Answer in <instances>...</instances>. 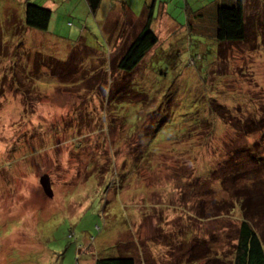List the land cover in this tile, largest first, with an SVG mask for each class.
Instances as JSON below:
<instances>
[{
    "label": "rangeland",
    "instance_id": "1",
    "mask_svg": "<svg viewBox=\"0 0 264 264\" xmlns=\"http://www.w3.org/2000/svg\"><path fill=\"white\" fill-rule=\"evenodd\" d=\"M25 1L0 0V264H84L88 257L115 251L120 238L133 240L129 249L136 252L138 264H231L235 217L228 213L220 217L218 212V219L209 215L199 218L200 200L190 199L184 182L192 171L182 174L176 170L186 162L189 167L195 163V172L201 164L208 167L207 161L215 160L214 148L220 140L202 144L204 132L199 141L179 146L186 150L180 158L173 150L177 145L171 142L173 134L196 126L212 108V100L222 97L219 83H211L218 43L209 25L217 5L230 0H164L162 6L169 16H159L160 5H156L153 27L161 50L153 61L142 63L138 72L146 70L143 76L129 78L149 99L153 95L155 103L164 99L169 103L166 128L160 129L147 147L155 143L173 155L152 157L157 166L153 171L143 162L131 172L137 143L142 140L138 135L129 139L120 128L121 119H113L114 106L121 99L112 91L113 86L116 90L130 83L113 62L125 49L123 44L133 38L134 29L127 28L108 45L102 24L110 20L111 11L115 18L123 13L117 2L130 5L139 17L146 0H103L96 17L80 0H37L35 3L52 10L48 31L23 27ZM249 1L250 15L263 17L264 0ZM79 43L87 51L110 52L111 64L102 68L98 53L92 52L87 59H81L84 53H79L81 61L72 75L59 77L43 71L38 80L28 77L36 66L26 52L64 62ZM224 48L229 51L220 72L228 74L222 80L225 99L239 91H255L264 99V45ZM235 105L229 106L238 117L239 106ZM122 107L119 117L130 130L136 129L138 106ZM145 118L144 126L153 124L151 117ZM230 120L239 123L232 115ZM153 130L149 126L145 133ZM217 131V136L222 134V129ZM222 136L230 138L226 132ZM114 171L116 185L107 177ZM45 174L51 178L53 198L40 184ZM204 174L208 176L209 168ZM209 195L201 204L214 200L215 194ZM184 214L193 222L188 233L181 224L185 216L177 220Z\"/></svg>",
    "mask_w": 264,
    "mask_h": 264
},
{
    "label": "trees",
    "instance_id": "2",
    "mask_svg": "<svg viewBox=\"0 0 264 264\" xmlns=\"http://www.w3.org/2000/svg\"><path fill=\"white\" fill-rule=\"evenodd\" d=\"M25 2H27L25 14L21 20L23 27H25V29L48 31L52 20V10L38 5L35 3L37 0L34 2L26 0ZM86 3L89 13L96 17L102 0H86ZM250 5L251 1L249 0H230V3L217 5L215 10H213L211 15L213 19L209 25V29L214 32V37L218 43V58L212 70L211 83L214 81L219 83L218 92L222 97L212 100V108L207 112L206 117L200 119L198 123L196 122V126H188L185 130L173 134L171 140V142H175L177 145L173 150L178 152L176 154L178 158H180V155L182 157V154L186 152L185 149L179 150V146L189 144L193 141H199L201 134L204 132L206 134L203 136L202 144H204V142L207 143L213 140H220L217 147L214 148L215 154L213 155L215 160L213 163L211 160L210 162L207 161L208 167L205 166V163L204 165L201 164L199 166V171L195 172L197 170L195 168V163H193V166H190V168L188 162H186L185 166L180 165L176 170H182V174H186L188 171L193 172V174L189 172L188 178L192 175L193 177L189 179V181L188 178L185 179L184 182L187 181L186 185L190 189L189 194H187L190 199H193L191 198L193 196L194 198L198 197L200 200L199 203H197V212L201 214L198 216L199 218L209 215L211 219H218L215 218L218 212L221 213L220 217L223 216L222 214L225 215L226 213H228L227 216L235 217L237 228L235 227L236 230L233 229L232 233L233 238H236V244L234 246L231 264H264V224H262V222H264V136H262L264 134V99H259V96L254 93L255 91L249 94H243L241 91H239V94L229 93L228 99H225L226 96L224 93L227 91L223 87V79H226L228 74L224 73V76L220 74L223 70L222 64L226 62L229 52H227V49L224 47L247 44L261 47L264 45V43H262L264 42V35L261 37L258 34L259 31L264 33V16L259 17L256 14L255 16L254 14L250 15V12H248V6ZM144 6V12L139 18H136L133 13L129 14V11L125 8L126 6L123 8V13L117 18L114 17L115 13L111 12L112 15L110 20L107 19L102 26L105 31L107 30L105 39L108 45L109 41L115 38L119 39V35L121 37L122 34H125L127 28L132 27L134 29L132 33L133 38H129L130 40L128 39L126 44H123L125 45V49L113 62L114 68L124 74L130 82L126 84V86L120 87V89L117 88L116 90L115 86H113L112 92L118 99H121L114 106L115 111L113 112V116H115V118L113 119H121L123 125H120V128L122 126V129L124 128L126 130V135L129 139L138 135L142 140V142L137 143L138 152L135 153V158L132 160L129 172H131L133 168L136 170L137 166H139V164L141 165L143 162L148 163L147 166L149 170L153 171L157 166L154 165L155 163H153L152 157L160 159V156H165V154L173 155L170 149L166 151L163 147L156 146L155 143H150L148 145L152 148L151 150L147 147V144L153 141L158 131L166 128V123L170 117L166 115L169 112V103L166 102L165 99L161 104L155 103L153 95H151L149 99L144 93V89L138 87L137 84L134 83V79L129 78L132 75L143 76L147 72L146 70H144V74H139L140 72H138L142 63L145 61L144 65H147L149 61H153L157 57L159 50H161L158 33L155 32L153 27L154 22L157 20L155 5L154 3L146 2ZM160 9L162 10V7ZM188 10L189 4L187 3L186 11ZM166 15L169 16L167 10ZM257 17H259L260 20L257 19ZM172 21L177 24L175 20ZM258 21H260V23H258ZM107 25L108 27L106 28ZM129 35L132 36L131 34ZM118 43L119 42L114 44L118 45ZM85 48L86 46L82 43L77 44L70 51L67 61L64 62L52 57H44L40 54L35 55L26 52L29 57H33V63L36 66L34 68L35 71L29 72L28 77L32 81L38 80L43 71H48L59 77L65 76V74L72 75V69L76 64H78L81 59L89 58V54L92 52L101 55L99 58L100 62L103 63L102 68L104 67L106 69V67L111 64L113 58L109 60L110 52L105 54L104 52L102 53V51L98 52V50L87 51ZM152 52L154 53L152 54ZM79 53H84L81 59L78 57ZM94 58L93 56L92 59ZM214 72L217 73L216 77L213 76ZM239 74L241 75L240 71ZM216 78H219L220 82L217 81ZM252 87L254 89L257 88H255L254 85H252ZM235 103L239 106L238 117L232 113L229 106L235 105ZM126 105L138 106V125L136 129L130 130L128 126L125 125V120L119 117V109H124L122 106ZM109 108L110 107H108V109ZM231 115L239 121L238 124L235 125L231 123ZM146 116L154 120L153 124L149 125L154 127L151 134L145 133L148 132L145 131V129L149 128V126H144ZM112 126L113 124H111V127ZM218 129H222V134L219 136H217ZM225 132L230 136L229 139L227 136L226 138L222 136L225 135ZM221 136L223 138H221ZM160 153L163 155H160ZM126 161L128 162L129 160L126 159ZM208 168L209 174L205 176L204 172H206ZM115 175H117V172L114 171V174L111 173L107 176L113 179L111 181L113 185H116V179L114 180ZM196 185L202 187V189H194L199 191V195L193 194L194 190L192 189ZM111 186L109 187L111 188ZM203 188L205 189L204 194ZM211 192L215 194L213 197L215 201H209V204L205 205L201 204L202 200H205V196L210 199L209 194ZM218 196L221 197L220 200L217 199ZM204 211L209 212L205 214ZM183 216H185V214L177 216V220ZM185 217L182 219L181 224L187 228L188 233L190 232L188 229H190L189 227L193 222L192 219L188 222L187 217ZM69 218L72 219L71 216ZM189 218L196 219L191 214H189ZM201 219L199 220L201 221ZM72 220H75V218ZM120 235H123V233ZM122 240L121 238L117 240L115 251L99 253V255H93L91 258L88 257L89 259H86L84 264H90L89 261H92V264L93 261L94 264H138L136 252H133L134 249H129L133 246L131 245L133 240L131 242ZM173 240L174 239H172L171 243L174 244ZM204 250L207 251V248H204Z\"/></svg>",
    "mask_w": 264,
    "mask_h": 264
},
{
    "label": "crops",
    "instance_id": "3",
    "mask_svg": "<svg viewBox=\"0 0 264 264\" xmlns=\"http://www.w3.org/2000/svg\"><path fill=\"white\" fill-rule=\"evenodd\" d=\"M76 1H79V0H76ZM103 1V0H102ZM80 2H83V3H85V6L87 7V9H88V6H87V3H86V0H80ZM117 2V1H116ZM143 2H150V3H154V5H155V8H156V5H160V8L162 7V10L161 11H159V13H158V15L160 16L161 14H163L164 13V16L166 15V9H163V6H162V4H163V2H164V0H147V1H143ZM117 3H121L122 4V7L124 8L125 6V8H126V10L127 11H129V14L130 13H133V15L136 17V18H139L143 13H141L140 14V16L138 17L131 9H130V5H127L126 3H122V2H117ZM102 4V3H101ZM123 4H125V5H123ZM113 6V5H112ZM47 8H50V7H48V5L46 6ZM114 8V7H113ZM89 11V10H88ZM112 13H113V11H111ZM144 12V11H143ZM111 13V14H112ZM107 20V19H106ZM106 22V21H105ZM104 22V23H105ZM104 24H102V26H103Z\"/></svg>",
    "mask_w": 264,
    "mask_h": 264
},
{
    "label": "water",
    "instance_id": "4",
    "mask_svg": "<svg viewBox=\"0 0 264 264\" xmlns=\"http://www.w3.org/2000/svg\"><path fill=\"white\" fill-rule=\"evenodd\" d=\"M40 184L43 188L44 193L49 197L53 198L54 191L52 189V182L49 175L45 174L40 178Z\"/></svg>",
    "mask_w": 264,
    "mask_h": 264
}]
</instances>
